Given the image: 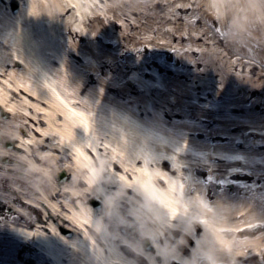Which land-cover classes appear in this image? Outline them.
<instances>
[{
	"label": "bare ground",
	"instance_id": "bare-ground-1",
	"mask_svg": "<svg viewBox=\"0 0 264 264\" xmlns=\"http://www.w3.org/2000/svg\"><path fill=\"white\" fill-rule=\"evenodd\" d=\"M18 1L0 3V132L17 142L0 159H22L38 197L15 198L0 224L9 249L28 242L31 264H92L81 197L99 205L84 177L103 160L100 174L139 178L173 205L181 183L222 201L218 241L237 264H264V33L234 46L212 0ZM148 128L164 133L155 157L130 158L122 142Z\"/></svg>",
	"mask_w": 264,
	"mask_h": 264
},
{
	"label": "clouds",
	"instance_id": "clouds-1",
	"mask_svg": "<svg viewBox=\"0 0 264 264\" xmlns=\"http://www.w3.org/2000/svg\"><path fill=\"white\" fill-rule=\"evenodd\" d=\"M209 6L220 9L224 38L236 47L250 43L257 32L264 33V0H212ZM163 139V130L148 128L139 138L123 141L122 147L132 159L155 157L154 142ZM184 189L183 184L178 211L172 215L138 181L129 184L105 169L91 189L92 197L100 201L89 215L98 245L92 264H237L212 227L224 220L226 204L199 192L186 196Z\"/></svg>",
	"mask_w": 264,
	"mask_h": 264
},
{
	"label": "rangeland",
	"instance_id": "rangeland-1",
	"mask_svg": "<svg viewBox=\"0 0 264 264\" xmlns=\"http://www.w3.org/2000/svg\"><path fill=\"white\" fill-rule=\"evenodd\" d=\"M0 3L2 5H5L8 7H13L14 4L17 5V8H19V1L18 0H0ZM2 116V115H0ZM9 120L8 118H4ZM1 123L3 121H0ZM29 124H23L22 127L17 128L18 133L20 135H23L24 138H27L29 134L28 127ZM4 126H0V129H2ZM14 129V128H13ZM0 138L2 141H10L12 142V145H15L17 142L8 139L7 136H4L0 132ZM3 145V144H2ZM14 149L16 148H9L8 150L13 153ZM17 150V149H16ZM2 156V155H1ZM5 161L0 159V224L3 222H6L10 220L13 216H15V210L17 207H20L19 204L14 202L15 198H19L23 200L25 197L32 198L38 197V194L36 195V192L34 193V189L32 190V187L30 185V182L27 181L24 173L27 172L26 165H24V161L20 159L19 157H15L13 154L11 156H4ZM100 169V168H99ZM59 173L61 171L57 172L55 174V180L60 184L63 185L66 180H61L57 178ZM70 176V175H69ZM38 177V176H37ZM14 184V186H13ZM218 184V183H217ZM216 188V185L214 186ZM87 187L82 186L80 187V193L84 190H86ZM15 191V193H14ZM28 193V194H27ZM86 198L81 197V205H85L87 208H96L92 203H86L84 202ZM80 201V200H79ZM29 205V204H27ZM23 207V206H21ZM35 212L30 211V216L33 221L37 222V220L40 218V216H43V211L40 206H34ZM37 219V220H36ZM11 241L10 238L6 237L3 233H0V264H31L30 259L33 257L34 249L28 244V242L20 243L18 241L14 242V248L9 249V243ZM4 253H7V257ZM28 259V260H27Z\"/></svg>",
	"mask_w": 264,
	"mask_h": 264
},
{
	"label": "snow or ice",
	"instance_id": "snow-or-ice-1",
	"mask_svg": "<svg viewBox=\"0 0 264 264\" xmlns=\"http://www.w3.org/2000/svg\"><path fill=\"white\" fill-rule=\"evenodd\" d=\"M144 3H145V6H148L149 0H144ZM192 6H194V5H192ZM219 31H220V34L221 35H225L224 28H221ZM72 111L75 112L76 110L75 109H72ZM46 135H47V133H46ZM76 150L77 151H80L79 148H77ZM103 167H104V161L101 160V169L92 168L91 169V175H85L84 178L88 181L89 184L94 183L95 180L100 176V171L103 169ZM120 179L123 180V181H125V182H127V183H129V184L133 183V181H127L126 178L125 177H122V176L120 177ZM136 181H138L142 186H144L145 188H147V189L150 190L149 185L147 183L139 180V178H137ZM182 186H183V184L181 183L180 184V188L181 189H182ZM73 191L75 192L76 190L73 189ZM150 191H151V193L153 194L154 197H156L157 199H159L161 201V203L165 204L170 209L172 215H175L177 213V211H178L177 203H176V205H173L172 203L167 202L165 199L157 196L155 194V191L154 190H150ZM202 203H204L206 205V202L202 201ZM201 220L202 221H206V218L205 217H201ZM260 251L264 252V249H261Z\"/></svg>",
	"mask_w": 264,
	"mask_h": 264
},
{
	"label": "flooded vegetation",
	"instance_id": "flooded-vegetation-1",
	"mask_svg": "<svg viewBox=\"0 0 264 264\" xmlns=\"http://www.w3.org/2000/svg\"><path fill=\"white\" fill-rule=\"evenodd\" d=\"M7 141H2V139L0 138V143L5 145Z\"/></svg>",
	"mask_w": 264,
	"mask_h": 264
},
{
	"label": "water",
	"instance_id": "water-1",
	"mask_svg": "<svg viewBox=\"0 0 264 264\" xmlns=\"http://www.w3.org/2000/svg\"><path fill=\"white\" fill-rule=\"evenodd\" d=\"M12 8H13V10H15V11H16V9H17V5H16V4H14ZM0 111H1V110H0Z\"/></svg>",
	"mask_w": 264,
	"mask_h": 264
}]
</instances>
